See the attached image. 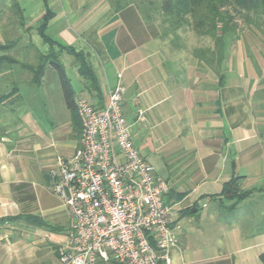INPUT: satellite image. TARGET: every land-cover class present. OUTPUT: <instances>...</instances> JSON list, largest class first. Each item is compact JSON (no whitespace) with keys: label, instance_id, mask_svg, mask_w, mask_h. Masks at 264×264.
Returning <instances> with one entry per match:
<instances>
[{"label":"crops","instance_id":"obj_1","mask_svg":"<svg viewBox=\"0 0 264 264\" xmlns=\"http://www.w3.org/2000/svg\"><path fill=\"white\" fill-rule=\"evenodd\" d=\"M14 2L30 24L51 12L44 35L59 46L75 101L101 108L122 86L134 143L167 184L175 236L169 264H264V41L244 34L214 66L192 48H173L132 3L114 11L110 0ZM6 39L0 33V43ZM4 54L32 62L27 52ZM50 69L39 82L31 65L0 69V264H59L67 242L71 217L52 185L57 157L79 146L81 121ZM235 175L251 193L230 208L217 195Z\"/></svg>","mask_w":264,"mask_h":264},{"label":"built area","instance_id":"obj_2","mask_svg":"<svg viewBox=\"0 0 264 264\" xmlns=\"http://www.w3.org/2000/svg\"><path fill=\"white\" fill-rule=\"evenodd\" d=\"M117 85L105 105L75 101L79 146L57 157L52 185L71 224L59 264H169L175 236L165 180L139 152Z\"/></svg>","mask_w":264,"mask_h":264},{"label":"trees","instance_id":"obj_3","mask_svg":"<svg viewBox=\"0 0 264 264\" xmlns=\"http://www.w3.org/2000/svg\"><path fill=\"white\" fill-rule=\"evenodd\" d=\"M129 3L134 4L145 19L159 24L161 36L168 39L173 48H187L182 35L186 36L189 32L198 37H209L212 47H195L193 52L199 60L210 65L221 64L225 51L242 36L239 33L241 25L264 41V0H113L112 10ZM50 15V11L45 13L38 29L46 39L49 38L44 35V28ZM6 59L10 58L0 57V69ZM45 64L56 70L65 105L73 110V90L56 55L50 54ZM44 69L43 64L37 68L35 81L39 82ZM243 178L241 175L232 176L217 195L233 201L230 208H234L250 192L242 191ZM262 258L264 260V254Z\"/></svg>","mask_w":264,"mask_h":264},{"label":"rangeland","instance_id":"obj_4","mask_svg":"<svg viewBox=\"0 0 264 264\" xmlns=\"http://www.w3.org/2000/svg\"><path fill=\"white\" fill-rule=\"evenodd\" d=\"M16 1V0H15ZM70 6L72 7V2L73 0H70ZM111 5H113V0H110ZM40 4V0H37V5L39 6ZM112 9V6H111ZM28 12H30V10H27ZM31 11H35V9L33 10V8L31 9ZM71 16L77 17L76 15L78 14V12H74L75 10L72 8L71 10ZM87 9H82L81 10V14H86ZM19 13L20 10L18 8H16L15 6V2L14 0H0V33H4L6 34V37H8V39H6V41L1 42L0 46H2V51L4 52H8L9 50H15V51H20V52H27V54L31 57V64H24L22 62L19 61V59L17 60L14 57H9L7 55L4 54V56H7L10 59H6L3 60L1 63V67L4 66H12V65H17V64H22L24 66H29L31 65L33 67V69H36L40 67L41 64H43V66L46 67V61H47V57L50 54H57V49L59 48V46H56L55 43H53L51 40L43 38L40 40L38 35L35 33L34 30L39 31V26L41 25L42 22V18H40L38 20L37 24H30V18L28 17L27 19V14H23V20L21 21V19H19ZM75 13V15H74ZM80 13L79 15L82 16ZM84 14V15H85ZM73 17V18H74ZM72 20V17L70 18ZM242 28V32L240 31L239 33L242 34L244 36H251L253 35L252 33H250V30L247 28H244L241 25ZM22 32V33H21ZM30 33H32V41L26 39V37H24V40L22 39L21 41L18 40V36L20 34L23 35H29ZM184 36V42L187 48H195V47H202V46H211L212 44V40L209 37H198L196 35H194L192 32H189L186 36ZM251 38L252 41L256 40L254 37H249V40L251 42ZM38 40V41H37ZM40 40V41H39ZM88 42L90 44V47H92V49L97 50L98 49V45L96 44V42L94 41L93 38L89 37L88 38ZM255 42V41H253ZM252 42V43H253ZM259 42V41H258ZM257 43V42H255ZM34 48H37L38 51H36L35 54V50ZM25 54V53H24ZM32 56H31V55ZM26 56V60L30 59L29 56ZM35 56V57H34ZM18 58H20L18 56ZM33 58H35L33 60ZM64 65L65 68H68L66 63L64 62V59L61 61ZM51 71H55V69H50ZM53 71V73H54ZM53 73H49L53 74ZM55 74V73H54ZM57 75V74H56ZM42 101H45L44 99H42ZM46 104V102H44ZM47 106V104H46ZM44 105H42V103H40V105H38V108L40 110H44ZM243 192H245L244 190H242ZM247 192V191H246ZM251 191L248 192L247 197L250 195ZM233 203V201H232Z\"/></svg>","mask_w":264,"mask_h":264}]
</instances>
